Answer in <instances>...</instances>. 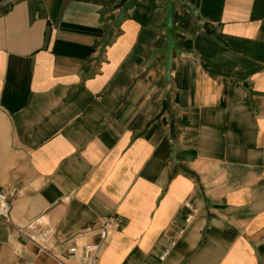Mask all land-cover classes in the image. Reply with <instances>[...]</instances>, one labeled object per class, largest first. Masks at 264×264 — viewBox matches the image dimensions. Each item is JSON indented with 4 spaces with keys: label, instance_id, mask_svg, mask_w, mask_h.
Wrapping results in <instances>:
<instances>
[{
    "label": "crops",
    "instance_id": "0c3cea01",
    "mask_svg": "<svg viewBox=\"0 0 264 264\" xmlns=\"http://www.w3.org/2000/svg\"><path fill=\"white\" fill-rule=\"evenodd\" d=\"M120 2L0 5V264H89L106 218L94 264H264V0L176 2L170 81L166 4Z\"/></svg>",
    "mask_w": 264,
    "mask_h": 264
},
{
    "label": "built area",
    "instance_id": "2783aa9c",
    "mask_svg": "<svg viewBox=\"0 0 264 264\" xmlns=\"http://www.w3.org/2000/svg\"><path fill=\"white\" fill-rule=\"evenodd\" d=\"M12 0H0V5H5L10 3ZM184 206L190 209L193 213L196 212V209L191 202H185ZM10 211H11V201L6 194H0V219H2L7 224H10ZM189 216L188 220H190ZM115 220L113 218H106L102 221V224L99 229L100 242L95 244L86 245V250L88 254L84 256V260L89 264H94L95 260L98 258V255L102 249L103 244L108 240L111 231L115 226ZM20 233L31 241H33L38 246L37 256H40L42 252H50V236L51 230L46 220L38 219L24 228H21ZM184 230H180V234H183ZM175 246V242H172L170 246L166 247L161 254L159 255V261L164 262L167 257L170 255L172 248ZM77 251V245L70 248V252L75 254ZM19 264H35L34 261H24Z\"/></svg>",
    "mask_w": 264,
    "mask_h": 264
},
{
    "label": "water",
    "instance_id": "95a60500",
    "mask_svg": "<svg viewBox=\"0 0 264 264\" xmlns=\"http://www.w3.org/2000/svg\"><path fill=\"white\" fill-rule=\"evenodd\" d=\"M140 0H121L118 4L117 9H120V13L117 17V24L120 23L122 19L126 17L128 9H130L135 3ZM155 1V0H149ZM166 4V17L163 22L160 24L159 28L164 26L167 27V47L161 49H155L152 53L151 64L154 62L157 56H166L165 61L162 64V67L165 68V75L168 81H170V73L172 67V57L173 54L176 53L178 56L180 55V48L176 42L175 32L180 30V28L175 24L174 17L176 13V2L184 5L185 0H160ZM177 145L174 144V153H176Z\"/></svg>",
    "mask_w": 264,
    "mask_h": 264
}]
</instances>
